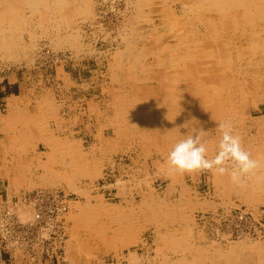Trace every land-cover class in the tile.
<instances>
[{
  "label": "rangeland",
  "instance_id": "1",
  "mask_svg": "<svg viewBox=\"0 0 264 264\" xmlns=\"http://www.w3.org/2000/svg\"><path fill=\"white\" fill-rule=\"evenodd\" d=\"M214 2L118 0L112 11L108 0H0V205L38 190L68 203L44 244L33 245V230L25 247L2 250L0 264H175L194 254L206 260L196 264H233L210 246L224 252L244 240L262 247L239 252L240 263L264 264V94L239 105L210 88ZM222 121L258 161L240 183L166 165L193 128L208 131L212 158ZM25 204L22 222L33 214ZM239 210L262 214L259 235L218 222ZM216 227L232 235L220 239Z\"/></svg>",
  "mask_w": 264,
  "mask_h": 264
},
{
  "label": "bare ground",
  "instance_id": "2",
  "mask_svg": "<svg viewBox=\"0 0 264 264\" xmlns=\"http://www.w3.org/2000/svg\"><path fill=\"white\" fill-rule=\"evenodd\" d=\"M52 1V0H51ZM117 1L118 0H108V5L110 6V10L112 11H117L119 10V7L117 6ZM129 1V0H128ZM209 1V0H208ZM264 1V0H263ZM126 2V1H125ZM135 2V1H134ZM200 2V1H199ZM15 3V2H14ZM70 3V2H69ZM141 3V2H140ZM186 3V2H185ZM184 3V5H186ZM189 3V2H188ZM257 3H260L258 6L256 5ZM261 0H215L213 4L214 5V10L216 11L215 14H217L218 17V22L219 26L218 28L211 33V40L210 43L211 45L209 46V85L210 88L214 91V95L218 96L220 93L221 94H226L228 99H231L233 102H237V104H246L245 103V98L247 94H251L253 97L251 100L254 99V101L259 100L262 94H264V6L261 4ZM16 4V3H15ZM133 3H131L132 5ZM183 4V3H182ZM63 5V4H62ZM69 5V4H68ZM129 5V4H128ZM142 5V4H141ZM183 5V7H184ZM191 6V4H187V6ZM195 5V4H194ZM59 6V5H58ZM66 6V5H65ZM133 6V5H132ZM188 6V7H189ZM213 6V5H211ZM26 7V6H25ZM24 7V8H25ZM64 7V6H62ZM67 7V6H66ZM187 7V8H188ZM28 8V7H27ZM76 8V7H75ZM126 8V7H125ZM212 9V8H211ZM34 10V9H32ZM69 10V9H67ZM35 11V10H34ZM49 11V10H48ZM190 11V9H189ZM222 11H225V13L222 15ZM56 12V11H55ZM184 14L186 11H183ZM36 13V12H35ZM50 15V13H48ZM53 14H55L53 12ZM60 14V13H59ZM79 14V13H78ZM65 15V14H64ZM68 15V14H67ZM17 16V15H16ZM47 16V14H46ZM54 17V15H52ZM18 17V16H17ZM78 17V16H77ZM148 17V16H147ZM49 18V17H47ZM73 18V17H72ZM75 19V18H73ZM136 19V18H135ZM201 19V18H200ZM9 20V19H8ZM71 20V19H70ZM23 21V20H21ZM59 22V21H58ZM8 23V22H7ZM16 23V22H15ZM36 23V22H35ZM202 23V22H201ZM67 24V23H66ZM165 24V23H164ZM167 24V23H166ZM200 24V23H199ZM10 25V24H9ZM38 25V24H37ZM131 25V23L129 24ZM221 25V26H220ZM63 26V24H62ZM155 26V25H153ZM35 27V26H34ZM51 27V26H49ZM63 28V27H62ZM125 28V27H124ZM158 28V27H157ZM156 28V30H157ZM45 29V28H44ZM51 29V28H50ZM133 29V27H132ZM18 30V29H17ZM134 30V29H133ZM136 30V29H135ZM139 30V29H137ZM162 30V29H161ZM219 30V31H218ZM71 31V29H70ZM172 31V30H171ZM1 32V31H0ZM4 32V31H2ZM10 32V31H9ZM5 33V32H4ZM4 33H0L4 34ZM122 33V32H121ZM124 33V32H123ZM140 33V32H139ZM12 34V33H11ZM55 34V33H54ZM65 36L67 33H64ZM70 34V33H69ZM67 34V36L69 35ZM120 34V33H119ZM118 34V35H119ZM178 34V33H176ZM175 34V35H176ZM6 35V34H4ZM71 35V34H70ZM76 35V33H75ZM141 35V34H140ZM179 35V34H178ZM2 36V35H1ZM56 36V34H55ZM53 36V37H55ZM61 36V35H60ZM125 36V35H124ZM131 36V35H130ZM129 36V37H130ZM159 36V35H158ZM172 36V35H170ZM3 37V36H2ZM5 37V36H4ZM59 37V36H58ZM63 37V35H62ZM120 38L123 36H119ZM174 37V36H173ZM178 37V36H177ZM194 37V36H193ZM17 38V37H16ZM15 38V39H16ZM33 38V36H32ZM56 38V37H55ZM68 38V37H67ZM121 38V40H122ZM36 39V38H35ZM62 39V38H61ZM59 39V40H61ZM66 39V37H65ZM190 39V38H189ZM3 40V39H2ZM6 40V39H5ZM14 40V39H13ZM58 40V44L60 43ZM67 40V39H66ZM65 40V41H66ZM129 40V39H128ZM127 40V41H128ZM8 41V40H6ZM57 41V40H56ZM64 41V38H63ZM68 41V40H67ZM192 41V40H191ZM17 42V41H15ZM70 42V41H69ZM1 43V42H0ZM10 43V42H9ZM20 43V42H19ZM57 43V42H56ZM67 43V42H66ZM73 43V42H72ZM13 44V41H12ZM30 44V43H29ZM55 44V42H54ZM56 45L58 47L59 45ZM80 44V43H79ZM81 45V44H80ZM188 45V44H187ZM166 46V44H165ZM55 47V48H56ZM59 48V47H58ZM60 49V48H59ZM65 50V49H64ZM3 51V50H2ZM23 51V50H22ZM79 52V51H78ZM3 56V55H2ZM197 57V56H196ZM141 59V58H140ZM184 62V61H183ZM206 65V64H205ZM161 66V65H160ZM207 66V65H206ZM164 69V68H163ZM198 69V68H197ZM205 70V69H204ZM203 71V69H202ZM197 73V72H196ZM202 73V72H201ZM185 78V77H184ZM195 79V78H194ZM183 80V78H182ZM185 85V84H184ZM142 88V87H141ZM258 88V90H256ZM142 90V89H141ZM194 90V89H193ZM206 90V89H205ZM135 91V90H134ZM182 91V90H181ZM184 91V90H183ZM174 92V91H173ZM179 92V91H178ZM256 92V94H255ZM157 100V99H156ZM215 100V99H214ZM185 102V101H184ZM232 102V103H233ZM249 102V101H248ZM247 102V103H248ZM122 103V102H121ZM182 103V102H181ZM163 105V104H162ZM168 105V104H166ZM248 105V104H247ZM120 106V105H119ZM125 106V105H124ZM135 106V105H134ZM171 106V105H170ZM179 106V105H178ZM167 107V106H166ZM243 107V105H242ZM161 108V107H160ZM233 109V107H232ZM134 111V110H133ZM143 111V110H142ZM166 112V111H165ZM177 112V111H176ZM193 112V111H192ZM199 113V112H198ZM249 113L251 115V109L249 110ZM161 114V113H160ZM171 115V114H170ZM235 116V115H234ZM243 116V115H242ZM227 117V116H226ZM179 118V117H178ZM181 119V118H180ZM192 119V118H191ZM243 119V118H242ZM249 119V118H248ZM221 120V119H220ZM219 120V121H220ZM250 120V119H249ZM182 122V121H181ZM180 122V123H181ZM213 125V123H212ZM178 126V124H177ZM181 126V125H180ZM158 127V126H157ZM213 127V126H212ZM162 128V127H161ZM160 128V129H161ZM164 128V127H163ZM181 128V127H180ZM215 128V127H214ZM147 129V128H146ZM158 130V129H157ZM187 130V129H186ZM185 130V131H186ZM158 132V131H157ZM147 133V132H146ZM160 133V132H159ZM211 136V135H210ZM55 140V139H54ZM52 140V141H54ZM58 140V139H57ZM58 142H56L57 144ZM53 145V144H52ZM57 146V145H56ZM40 154V153H39ZM91 154V153H90ZM35 161V160H34ZM42 162V161H41ZM17 165V164H16ZM39 166V165H37ZM36 166V167H37ZM40 168V167H38ZM21 173V172H20ZM260 174V173H259ZM93 175V174H92ZM33 176V175H32ZM255 177V174H254ZM260 177V176H259ZM16 178V177H15ZM258 178V177H257ZM256 178V179H257ZM261 178V177H260ZM27 179V178H26ZM29 179V178H28ZM23 180V179H22ZM31 181V180H30ZM77 188V187H75ZM28 202H27V201ZM32 199L27 196L23 195L21 197H18L15 202H10L9 207L5 206L4 208L7 207L6 214L4 217L12 216L13 215L16 219V221L20 222L21 224L24 223H32L35 222L38 217H36V214L41 216V218L44 221H47L45 219V216L39 212L38 208L33 207L32 203L30 202ZM28 203L29 207L32 209V217L29 221L27 222H22L17 213V209L21 206V203L26 205L25 203ZM33 202V201H32ZM64 205L67 206L65 210L62 212L65 213V211L68 208V203L66 202V199L63 201ZM13 204V205H11ZM105 207V206H104ZM0 208L3 209V205H0ZM15 210V211H14ZM218 218V222L221 224L224 222L225 217L227 219V224L225 225L226 227H236L240 230V232L243 234H248V235H253L249 232H246V230L240 226L239 224L229 220L231 218V211H223ZM248 213L250 214L254 220L259 221L261 225V218L262 214L260 216H255L251 211L248 210H239L235 212V214H241V213ZM17 215V216H16ZM22 215V213H21ZM57 219H59V216H56ZM50 225V224H49ZM43 228V227H37V229L40 230V233H42V236H46L47 232H49L50 227ZM244 226H247L246 223L244 222ZM262 227V226H261ZM183 230V229H182ZM188 230V229H187ZM121 231V229H120ZM190 231V230H189ZM182 232V231H181ZM216 234L220 235L218 236L220 239H229L230 236L232 235L230 229H224L222 230L219 227H216ZM189 232L187 231V236ZM259 232L257 231L256 234ZM186 234V233H185ZM183 234V235H185ZM191 236V235H189ZM181 237V236H180ZM186 237V236H185ZM238 237V236H237ZM187 238V237H186ZM164 239V237H163ZM167 239V237H166ZM169 239V238H168ZM247 239V238H246ZM169 241V240H168ZM186 242V239L184 240ZM189 242V240H187ZM229 241V240H227ZM180 244L182 242L179 243ZM184 242V244H185ZM193 242V241H192ZM170 243V242H167ZM174 243V242H173ZM183 243V242H182ZM187 243V242H186ZM210 243V242H208ZM171 244V243H170ZM188 244V243H187ZM206 244V242H205ZM212 244V243H211ZM183 245V244H182ZM186 245V244H185ZM214 245V244H213ZM181 246V245H180ZM191 246H193L191 244ZM189 245V247H191ZM200 246V245H199ZM187 247V246H186ZM205 247V246H204ZM229 249L225 250L223 252V249L219 247H214L210 246L214 251L217 252L215 253V259L216 255L218 257H221L224 259V261L231 262L233 260L234 262H238V258L242 254H238L239 252H244V251H250L253 252L254 250H257V248L262 247L260 242H245L242 241L241 243L238 242H229L228 245ZM198 244L196 246V249L194 248L193 250H197ZM201 247L198 248L200 250ZM209 248V246H208ZM264 248V247H263ZM261 249V248H260ZM259 249V250H260ZM201 250H203L201 248ZM208 249L206 248V251ZM191 251V250H189ZM205 251V249H204ZM196 252V251H195ZM199 251L198 253H200ZM255 252V251H254ZM253 252V253H254ZM179 253V252H178ZM203 253V252H202ZM237 253V254H236ZM259 253V252H258ZM207 254V253H206ZM214 254V253H213ZM248 257V253H245ZM184 255V254H183ZM199 255V254H198ZM135 256V255H134ZM182 256V255H180ZM185 256V255H184ZM208 256V255H207ZM212 256V254H211ZM243 256V254H242ZM250 255L249 257H251ZM136 257V256H135ZM191 257V256H189ZM195 258H190L188 259L186 256L180 258L179 260L177 259L175 264H196V261L198 260L197 263H199V259H204V256H201V258L196 260L195 254L193 255ZM206 257V256H205ZM237 257V258H235ZM220 258V259H221ZM241 258V257H240ZM245 259L244 257H242ZM241 258V263L243 262ZM253 259V258H252ZM205 260V259H204ZM203 260V261H204ZM217 260V259H216ZM249 260V259H248ZM246 260L244 263L247 264ZM206 261V260H205ZM239 261V263H240ZM251 261V260H250ZM170 262V261H169ZM204 263V262H200ZM232 263V262H231ZM240 263V264H241ZM255 263V262H254ZM134 264V263H132ZM230 264V263H228ZM249 264V261H248Z\"/></svg>",
  "mask_w": 264,
  "mask_h": 264
},
{
  "label": "clouds",
  "instance_id": "3",
  "mask_svg": "<svg viewBox=\"0 0 264 264\" xmlns=\"http://www.w3.org/2000/svg\"><path fill=\"white\" fill-rule=\"evenodd\" d=\"M219 134L217 150L208 158V131L193 128V132L176 142L167 154L166 165L179 173L212 172L214 175L228 174L233 183H240L259 165L241 145V138L233 134L231 122L222 121L216 126Z\"/></svg>",
  "mask_w": 264,
  "mask_h": 264
},
{
  "label": "built area",
  "instance_id": "4",
  "mask_svg": "<svg viewBox=\"0 0 264 264\" xmlns=\"http://www.w3.org/2000/svg\"><path fill=\"white\" fill-rule=\"evenodd\" d=\"M28 195L32 199L30 201L32 203V206L38 208L39 212L45 216V219L47 221H44L41 218V216L36 214V217H38V219H36L35 222H32L30 224L29 223L21 224L20 222L16 221L13 215V212H12V216L4 217L6 212H8L7 207L1 209V212H0V255H1L2 250L6 249V247L11 250V248L7 246L8 244H11L12 248H14L15 246L25 247L26 243H24L25 240L23 239V236H25L27 233H30L33 230L35 231V233L33 234L34 236L36 235L38 240L33 241V240L27 239L28 242L31 243L33 241L34 246H37L41 243L44 244L45 242L42 239H44L45 237L46 238L49 237V232L51 231L55 221H60V219H57L56 216H60L62 212L65 210V208L67 207L64 205L62 200L60 199L56 200V196H57L56 192L52 193L46 190H38L32 195L31 194H28ZM224 220L225 222H227L226 218ZM229 220L239 224L247 232L253 234V236L259 235V234H256V232L257 231L260 232L261 225L260 223H258L259 221L254 220L250 214L248 213L235 214L234 212L231 214V218ZM244 222L246 223L247 226L243 225ZM48 225L50 227L49 232H47L46 236H42V233H40V230L37 229L36 226L47 229ZM233 233L242 234L238 228L236 230H233ZM3 238L6 239L5 242H3ZM56 249H57V246L53 247L50 253L51 254L55 253Z\"/></svg>",
  "mask_w": 264,
  "mask_h": 264
}]
</instances>
